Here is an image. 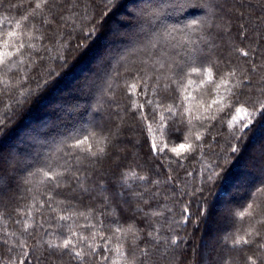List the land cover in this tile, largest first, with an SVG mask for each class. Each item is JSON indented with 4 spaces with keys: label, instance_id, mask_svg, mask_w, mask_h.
Here are the masks:
<instances>
[{
    "label": "trees",
    "instance_id": "1",
    "mask_svg": "<svg viewBox=\"0 0 264 264\" xmlns=\"http://www.w3.org/2000/svg\"><path fill=\"white\" fill-rule=\"evenodd\" d=\"M35 2L0 0V21L9 25L0 29V53L8 31L23 33L28 41L30 9ZM24 15H29V22ZM43 19L47 23L41 26L37 20L40 30L33 33L43 39L31 41L35 49H25L24 63L12 64L10 71L0 68V119L4 121L0 156L6 161L0 183H11L9 195L0 205V233H11L7 245L0 243V261L11 264L15 259L19 264V242L24 241L29 252L24 264H140L143 248L148 249L145 264H224V258L230 264H247V256L259 250L254 245L233 247V241L254 223L247 212H253L257 220L264 217V191H257L264 189V114L256 112L251 130L240 131L244 122L235 118L240 112L237 108L246 109L248 115L254 106L264 103V0H52V11H45ZM193 20L214 25L204 55L206 64L218 61V67H213L215 76L235 68L233 82L247 77L248 83L233 89L239 104L213 105L208 112L205 109L214 98L232 100L225 88L216 89L206 77L201 83L195 76L182 95L173 85L169 92L159 93L161 102L170 104L172 96L182 99L190 95L183 106L191 105L193 120L189 125L186 118L179 122L178 115L168 119L170 114L164 112V127L158 116L153 120L147 97H133L127 85L141 69L152 75L141 60L153 44L160 46L157 51L164 56L163 49L170 55L175 42L179 45L176 51L187 61L185 53L193 45L184 47L186 40L196 39L193 33L208 32L207 27L203 31L199 26L186 28ZM16 22L20 29H15ZM166 27L177 31L168 35ZM195 47L200 49L203 44ZM241 49L249 56H242ZM17 88L27 95L22 106L17 105V100H23ZM133 99L144 105L151 129L139 118L140 109L133 110ZM196 116L215 119L201 123ZM174 123L178 130H173ZM88 133H92L89 140L93 145L101 135L109 137L105 155L81 154L80 178L88 191L74 184L56 190L62 194L51 207L42 203L45 186L38 177L32 184L26 183L29 173L50 158L63 164L61 156L67 146ZM151 143L157 145L155 152ZM188 143L195 151L182 150L179 156L171 151L180 144L187 149ZM209 165L216 169L211 180ZM132 170L148 179L130 181L129 190L122 186V178ZM141 191L143 197L136 194ZM249 203L252 209L246 208ZM69 204L76 212L89 214L96 228L79 227L89 223L84 217H73L74 224L59 220ZM97 217L103 220V228ZM68 224L87 237L83 241L74 238L76 250L89 254L83 261L67 250L48 246L61 244L70 235ZM129 225L135 229V238L131 233H121L119 239L112 236L108 247L113 250L105 253L103 245L114 227L127 229ZM257 230L264 237V224L257 225ZM262 237H256L255 243L264 242ZM172 238H178L177 244L170 243ZM120 243L124 244L122 250L135 254L117 255L114 248ZM13 244L17 249L9 251ZM93 248L109 259L99 260L91 254Z\"/></svg>",
    "mask_w": 264,
    "mask_h": 264
},
{
    "label": "snow or ice",
    "instance_id": "2",
    "mask_svg": "<svg viewBox=\"0 0 264 264\" xmlns=\"http://www.w3.org/2000/svg\"><path fill=\"white\" fill-rule=\"evenodd\" d=\"M69 3H71V0H68ZM58 7L63 8V4L57 5ZM15 7V5H13ZM71 9H69L70 11ZM45 11H52V0H36L34 5L30 9L31 13V29L32 32L29 33L28 41L26 42L23 38V33H20L18 31H8L6 33L7 39L3 41V48L4 51L0 53V68L5 70H11V65L14 63H24V56H25V49H35V45L31 43L33 39H43L42 36H35L33 35L34 32H38L40 29L37 27V20H39L40 25L42 26L44 23H47L46 20L43 19V14ZM24 21L29 22V15L23 16ZM61 20H64V16L61 15ZM5 21H7V18H5ZM74 23V21H73ZM9 25L8 23L4 21H0V29L7 28ZM201 27V31H203L204 27L208 28V32H203V34L200 33H193V36L196 37V39L189 38L186 40L184 47H187V45H193L192 48L188 49L187 53V61H185L184 55H179L176 51V48L179 47L178 44L175 42L173 43V51L169 55L167 48L163 49L165 55L161 56L160 52L157 51V49L160 47L158 44H153L151 47L145 51L144 59L141 60V64L149 67L152 75H148L147 72L143 71L141 69L140 71H137L134 73L131 77L132 83L130 85H127L129 88V92L133 97L144 96L147 97L145 100V103L150 106V112L153 115V120H156V117L158 116V123L161 126L166 127L167 126V119L165 118L164 112L169 113L168 119L176 118L177 115L179 116V122H183V120L186 118L187 124L191 125L193 120L192 115V108L189 104L188 107H184L183 104L185 102H188L190 100V95H181L187 91V85H190L192 83V77H199L201 80V83L204 82L205 77L207 78L209 83H214L216 89H219L221 87L225 88L227 90V95L232 97V100H227V97L223 98H214L211 103L208 105V107L205 109V112H208L213 105H222L225 102L228 103V106H232V102L234 101L236 104L240 103L239 95L236 91H233V89H241L243 88L246 83H248V78L246 77L244 81L237 80L233 82V78L236 77V69L232 68L229 71L223 72L219 77H216L213 73V67H218V61H213L211 64H206L205 61L207 60V57L204 55L205 49H207L208 44L210 42L209 38L211 36V29L214 27L212 24H205V22H202L200 20H193L190 24L186 25V28H194V27ZM15 29H20L21 24L19 22H16L14 25ZM165 31L168 35H171L172 32L177 31L175 28L167 29L165 28ZM164 32H161V37L164 36ZM14 38V39H13ZM175 41V38H173ZM11 41V43H10ZM203 44V47L200 49H197L195 47L196 44ZM241 55L244 57L249 56V52L245 51L243 49L239 50ZM28 56H31V52L27 53ZM167 57V58H166ZM231 63V61H229ZM253 72L256 71V66L253 65L252 69ZM52 74L51 72L49 73ZM23 80H27V77H22ZM218 79V83H216V80ZM149 81H152L151 86L149 85ZM187 82V84L185 83ZM175 85V91L177 93H180L181 95L172 96V103H162L161 97L159 93H167L170 90H172V86ZM26 86V85H25ZM17 93L19 97L23 98V100H17V105L22 106V103L26 101L27 95L25 92L21 91L19 88H17ZM155 97V99H153ZM9 107H11L9 105ZM132 108L135 110L136 108H139V118L144 120L149 129H151V122L148 121V115L144 113L143 108L144 105L140 104L138 100L133 99L132 101ZM163 111H160V110ZM247 111L246 109L237 108L236 111ZM256 112H260L261 114H264V103H260L258 106H254V110L250 113H248V119L246 122H244L240 126V131H243L244 129H250V126L252 125V117L256 115ZM195 119L200 120L201 123H203L204 119H215L214 116H196ZM231 126V124H230ZM4 127V121L0 119V129ZM173 130L176 129L175 123L173 124ZM92 136V133H88L85 136L81 138H77L75 143L69 144L67 146V151L64 152L61 156V159L63 160V164H60L58 160H52L51 158L49 161L45 162L44 164L36 167L35 171H31L29 173V179H27L25 182L28 184L33 183V178H39V183L43 184L45 186V191L42 193L43 196L46 197V200L42 203H48V206L51 207V202H54L56 200V196L61 195L62 193L56 192L58 189L62 188H72L75 184V186H78L82 191L87 192L88 189L84 186V183L81 181L80 174H81V168L79 165L82 163V153H87L88 156L92 158H96L97 156H103L107 153V150L109 148V137L101 135L99 139L95 140V145L90 142L89 137ZM195 139L199 141L201 139L200 135L197 134ZM214 139V138H213ZM86 145V147H84ZM151 148L153 152L156 151L157 145L155 143H151ZM182 150H187L189 152L195 151V148L191 143L187 144V149H185V144H180L179 149L173 147L171 149L172 152L176 153L177 156L180 155ZM233 152H236V148H232ZM6 161L4 160L3 156H0V181H3L4 175L6 174L4 172V164ZM209 173H208V179L211 180L212 176L216 174V169L209 165ZM148 178L145 176L138 175L135 170H132L128 173H125L122 178V186L125 188L131 190L132 184L131 182L135 181H146ZM171 179V177H169ZM156 184L159 183V181H155ZM11 189V183L8 185H5L3 183H0V205H3V201L6 197L9 195V191ZM31 190V189H30ZM106 191V189H105ZM257 191H264V189H257ZM56 193L54 196L53 193ZM138 196L143 197L145 193L143 191L136 193ZM145 203H148L147 200L144 201ZM60 203H64V201H60ZM256 207H259V204L256 205ZM247 209H252L253 204L249 203L246 206ZM19 211V210H18ZM65 213L64 215L59 216V220L61 221H73V224L75 221L73 220V217H84L86 220H89V214L84 212H76L72 205L69 204L66 209H64ZM153 215H161L162 213H152ZM2 215V214H0ZM240 217L243 218L245 216V212L242 211L240 214ZM247 215L249 217H252L254 220V223L251 224L245 231V234L242 236H238L233 241V247H240L242 245H254L256 249L259 251H256L254 255L247 256V264H264V242L255 243L256 237H262V232L257 230V225L264 224V217H261L260 219H255L254 213L249 211L247 212ZM97 221L99 223V227H104L103 220L99 219L97 217ZM16 223H19V221H16ZM118 224V221L115 222ZM73 224H68L67 229L70 233L66 238L62 240L61 244H53L49 243V247L53 248H61L64 250H67L70 252L74 259L83 261L84 254L83 249L76 250L77 248V240L74 238H77L81 241L87 240V237L83 236L82 233H77L73 230ZM81 228H96V224H93L90 220L89 223L85 225H79ZM26 230V229H25ZM123 233L125 236H127L129 233L132 234V236L135 238V229L132 225H129L127 229H124L123 226H116L114 227V230H112V235L108 236L106 238V242L103 245V251L107 253L108 251H111L113 249H109L108 245L112 242V236H116L117 239H119L120 234ZM11 235V233L4 232L0 233V243L7 245L8 240L7 236ZM96 233H92V238H95ZM148 236L151 238L152 233L149 232ZM103 238V237H102ZM161 239L155 240L156 244H159L161 242ZM262 241H264V237H262ZM178 238H172L170 240V243L172 245L177 244ZM88 247L92 248V245L89 244ZM17 249V245L13 244L9 246V251H13ZM124 249V244L120 243L117 244L114 248V251L117 253V255L123 257H127L128 255H134L135 252L129 253L128 251L122 250ZM141 252V260L140 264H145V259L148 256V249L143 248L140 250ZM91 254L98 255V248H93ZM19 255L21 256V259H19V264H24V260L28 258L29 252L27 250V244L24 241L19 242ZM98 259L101 261L108 260L109 257L105 254L103 256L98 255ZM0 264H3L2 261H0ZM11 264H17V261L13 259L11 261ZM224 264H230V261L228 258H224Z\"/></svg>",
    "mask_w": 264,
    "mask_h": 264
},
{
    "label": "rangeland",
    "instance_id": "3",
    "mask_svg": "<svg viewBox=\"0 0 264 264\" xmlns=\"http://www.w3.org/2000/svg\"><path fill=\"white\" fill-rule=\"evenodd\" d=\"M247 119H248V115L246 111H240L237 117L235 118L237 122H246Z\"/></svg>",
    "mask_w": 264,
    "mask_h": 264
}]
</instances>
